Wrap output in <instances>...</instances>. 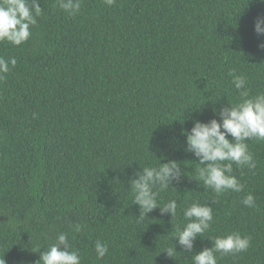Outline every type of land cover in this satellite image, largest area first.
<instances>
[{"label": "trees", "instance_id": "trees-1", "mask_svg": "<svg viewBox=\"0 0 264 264\" xmlns=\"http://www.w3.org/2000/svg\"><path fill=\"white\" fill-rule=\"evenodd\" d=\"M40 6L27 42L0 43V56L17 60L0 81V261L36 264L33 251L64 232L81 264H192L209 238L239 232L248 250L217 254V264H264V141L248 142L254 170L233 165L244 191L218 196L193 179L200 165L182 134L239 102L231 69L250 95L264 92V36L254 31L264 3L83 0L75 16L56 0ZM169 161L182 172L158 201H177L175 219L157 208L137 224L129 179ZM248 193L254 208L241 204ZM192 202L213 207V222L189 252L174 237ZM76 223L86 227L74 233ZM97 240L108 245L101 260Z\"/></svg>", "mask_w": 264, "mask_h": 264}, {"label": "clouds", "instance_id": "clouds-1", "mask_svg": "<svg viewBox=\"0 0 264 264\" xmlns=\"http://www.w3.org/2000/svg\"><path fill=\"white\" fill-rule=\"evenodd\" d=\"M264 3V0H260ZM83 0H56V6L69 16L77 15ZM106 7H112L116 0H102ZM43 15L40 0H0V43L20 46L31 36V29ZM254 31L258 36H264V18H257ZM264 48V43L258 45ZM17 60L14 57L5 59L0 56V81H3ZM231 84L239 93V102L227 104L217 113L213 110L212 118L207 122L192 120L190 131H183L186 138L185 151L192 153L198 159L199 168L193 179L203 185L204 189H211L218 196L226 192L240 193L244 191V184L233 175V165L237 168L254 170L257 166L253 154L249 151V141H264V92L250 95L247 90V80L243 74H237L235 69L228 72ZM231 137V139H229ZM182 169L175 161L158 163L157 166H147L134 173L129 179L128 191L132 203L139 206V216L135 222L139 224L146 219V215L159 208L162 215L176 217L177 201L168 200L166 203L158 201L160 191L169 188L173 180H178ZM216 201L213 199L212 203ZM241 204L245 207H256L255 197L248 193ZM183 228L177 226L174 240L185 250L191 252L197 237L203 236L212 225L213 207L199 202H192L183 210ZM170 221V222H171ZM86 226L81 223L69 225L74 233H80ZM211 246L203 248L192 256V264H217V254L220 256L235 255L245 252L250 247L251 237L242 236L239 232H232L224 236L209 238ZM39 252L36 264H81L79 250L71 245L68 233H60L56 242L49 245L47 250ZM94 252L97 260L108 254V245L100 240L94 242ZM172 257L176 252L174 247L165 251ZM0 264H5L4 260Z\"/></svg>", "mask_w": 264, "mask_h": 264}]
</instances>
